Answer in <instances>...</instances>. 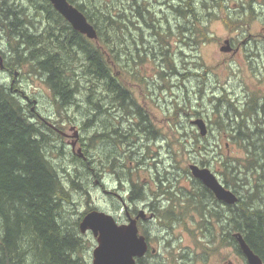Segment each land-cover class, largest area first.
I'll use <instances>...</instances> for the list:
<instances>
[{
    "label": "trees",
    "instance_id": "trees-1",
    "mask_svg": "<svg viewBox=\"0 0 264 264\" xmlns=\"http://www.w3.org/2000/svg\"><path fill=\"white\" fill-rule=\"evenodd\" d=\"M28 1L35 7L40 17L33 19L29 17V14H26L27 10L20 9L17 3L0 0V28L4 31L8 43L12 45L10 48L14 50L13 55L9 58V68L11 70L28 68L27 73H35L36 76H40L53 94L54 103L59 112L79 106L80 101L77 99L85 92L95 111L94 116L89 119V124L94 129L100 128L98 124L102 112L114 118L117 113L126 118L139 116L140 109L136 104L137 100L119 79L122 73L120 72V75L114 73L112 66L114 60L122 59V53H126L128 64L131 61L134 64L143 63L146 59L155 64L161 63V71H157L152 76L147 74L146 77L139 70L137 72L133 70L137 77L136 82H139L141 87L145 84L147 89H151V81L156 79L159 86L165 85V87L158 86L159 89L173 93L172 90L176 88L170 83L173 78H180L184 83L187 78L198 76L192 73L178 74L180 73L177 64L179 58H181L182 64L187 65L185 59L182 58V51L186 48L198 51L204 42L211 41L212 37L208 34L206 22L218 18L219 15L212 12V9L224 11L225 4V0H210L211 4L204 6L203 10H207L204 17L202 13L200 14V11L203 10L199 11L197 7V5H203L202 2L175 0L178 3L176 6V4L172 5L174 2L170 4L171 0H164L165 7L174 15V20H171L169 15H167L168 18H157L156 12L150 7V1L146 0H128L126 6L123 5V2L119 4L111 2L110 4L108 2L112 0L103 1L101 2L102 8L99 6L101 3L98 5L95 0H68L83 12L88 21L97 29L98 39L91 41L73 30L48 0ZM253 3L254 0H249L246 4L251 15L254 13ZM246 8L237 7L236 9H239L240 13L248 20L250 14ZM18 9L21 11L17 12ZM230 9L233 7L230 6ZM44 13L46 14L44 15ZM41 17L45 19V24L40 25L42 28L35 29L33 34H27L29 31L27 32L26 27L40 24ZM242 21L232 13H227L224 19L226 25L232 24L236 27H240ZM139 22L144 23V27H146L144 32H150V38L145 43L141 33L140 43L142 44L139 46V40L131 36L132 46H135L132 49L128 45L130 40L127 38L129 34L131 35V27L139 28L137 26ZM29 30L32 29L29 28ZM151 38L152 40H150ZM175 39L178 42L177 50L173 47L172 40ZM21 44L23 48H21ZM124 45H126V49ZM192 63L196 67L195 70H198L197 62ZM0 75L1 81L3 73L1 72ZM76 75L86 76L87 79L83 80H86L88 84L84 86L76 78ZM6 85L7 83L0 82V264H87L84 257L80 255L83 242L79 237L80 233L76 232L78 229L76 230L75 226L78 223H69L63 217L70 206H75L72 204L75 202L74 198L72 201L69 199L71 198L70 191L65 187L66 183L63 177L66 175L69 178L71 189L77 192L76 189L83 188V185L71 177V169L77 172H75L77 178L81 175L84 180L96 174L95 165L93 161L86 165L77 157H75L76 159L71 157L73 162L68 163L69 168L65 165L61 167L62 169L57 168L58 166L47 154V149L53 148L50 147L53 139L50 132L54 135L56 132L49 127L47 129L42 120L38 118H34L33 121L34 114L27 111V102L18 98ZM203 87L204 82H201L199 89L201 95ZM178 89L180 90V88ZM95 97L99 103L93 101ZM108 98L110 101H107ZM251 100L250 98L240 104L239 107L242 108V105L246 103L243 113H237L236 110L239 107L232 98L225 100V95L222 94L221 96H212L210 99L211 102H215L212 115L220 116V123L217 124L221 128L223 127L224 132L221 135H227L231 140L224 144L225 149L228 146L231 148L233 145H237V148L242 150L246 157L230 162L233 174L230 181L227 178V158L220 161L206 159L213 149V146L209 145L208 136L202 137L193 134L194 142L185 140V149L186 146L189 147V143H192L194 146L192 152L197 157L195 163L200 166L221 167L220 175L225 184L240 197L238 205L230 206L231 224L226 228H230L232 232L242 233L250 248L264 263V185L262 187L260 185L264 183V135L246 140L243 136H235L227 131L229 127L239 128L245 122L250 123L251 126L250 120L254 119L255 110ZM175 106V115L183 111L186 117L204 118L207 114L205 111L193 108L189 112L178 102ZM231 109H235L234 115ZM258 115L261 116V113L258 112ZM141 116L144 115L141 114ZM233 117L239 118L242 124L234 123ZM149 123L150 115L147 111V122L144 120L141 125L134 127L126 125V128L120 130L115 129L112 124V132L97 134L92 131L96 137H91L89 141L91 143L100 141V143L106 144L105 141L111 140L114 147H117L115 144L119 143L122 147L134 148L137 151L157 135ZM46 129L49 131L47 132ZM223 138L221 137V140H224ZM107 144L111 148V144L109 142ZM219 145H222L221 141H219ZM90 147L86 143L89 155H91ZM57 148L60 150L58 154L62 156L60 153L63 149ZM109 150L114 153V150ZM141 151H139L140 154ZM173 153L175 152L173 151ZM66 156L63 159H67ZM100 161L103 167H111L115 163H112L113 159L106 161L103 158ZM144 161V157H141L138 164L144 165ZM165 170L168 169L165 168ZM117 171V174L113 173L116 177H127L126 180L132 181V186L140 187L138 185L141 184L134 181L133 174L128 177L122 174L125 172L124 170L117 169ZM166 174L167 172L164 173V175ZM241 178H244V182ZM160 186L163 187V185ZM243 187H245L244 190H242ZM141 188L146 191L145 185H141ZM239 189L244 192L243 195H240ZM140 200H144L143 191L138 195H132L131 198V201ZM67 204L70 205L67 206ZM213 215L212 219H220L216 212ZM200 224L202 225V223ZM167 226H171L170 219ZM222 227L225 226L222 224ZM231 240L234 245L236 242L233 235ZM145 262L146 259L139 260V264H145Z\"/></svg>",
    "mask_w": 264,
    "mask_h": 264
},
{
    "label": "rangeland",
    "instance_id": "rangeland-1",
    "mask_svg": "<svg viewBox=\"0 0 264 264\" xmlns=\"http://www.w3.org/2000/svg\"><path fill=\"white\" fill-rule=\"evenodd\" d=\"M95 1L99 5V3L103 1L109 0ZM146 1H150V7L156 12L155 16L157 18H168L167 15H169L171 20H174V15L165 7L166 3L164 0ZM248 1L249 0H225L223 8L224 11H219V9H212V12H216V15H219V17L210 19L209 22H206L208 26V34L210 37H212L211 41L204 42L198 51L186 48L184 51H182V58L185 59L187 65L182 64L181 58H179V61L177 63L180 72L178 73L179 75L183 73H192L194 75L197 72L196 75L198 76H191L187 78L184 83L180 78H173L170 82L173 86H176V88L172 90L173 93L164 91V89H159V87H165V85L159 86V82L156 79L155 81H151L152 88L147 89V91H145V84L141 87L139 82H136L137 77H135V70L136 72L137 70H139V72H142L144 74L147 73L152 76L157 71H161V63L157 62L155 64L153 61H147L146 59L143 63L134 64L131 61L128 64L126 60V53H122L123 57L120 60L112 59L115 61L117 71L122 73V76L119 79L125 86L129 88L134 98L137 101H141L142 104L144 102H147V111L150 115V122L153 129L157 133L154 138H151L149 141H147V143L144 144L145 146L140 149L142 150L141 154L139 153V149H137V151L134 148H130V150H128L129 147H122L119 143H114L115 145H117V147H114L113 142H110L111 140L105 141L104 143L106 144L100 143V141H95L94 143H91L89 141L91 137H96L94 136L95 134H93V132L97 134L99 132L101 134H103V132H106L107 134H109L110 132H112V124H114V128L118 130L119 128L117 127H119L120 125H117L118 121L115 120L116 117L114 118L113 116L102 112V115L99 116L100 121L98 124L101 130L100 128L94 129L93 126L89 124V119L94 116L93 114H95V111L92 109L90 101L87 97L88 95L85 94V92L80 95V97L77 96V100L80 101L79 106H73L67 111L59 112L54 103L53 94L51 93L49 87L44 83L43 79L40 78V76H36L35 73L29 75V73H27L28 68L17 70L18 74H14V76L10 74L7 76L5 75L3 81L7 83L8 86H11L15 89H20L21 91H23V95L29 97V99L27 100V111H29V113L36 115V113L38 112L42 117L49 116L51 118L50 120L44 121L40 119L42 120V123L46 126V128L48 126L46 123H49L51 125H54L55 128L65 131L69 135V137L62 141L61 138H58L56 135H53V133L50 132L53 137L50 147L53 148L46 149L48 150L47 154L54 161L52 162L55 163L56 166H58L57 168L62 169L61 167H64V165L68 166L69 168L70 166L68 165V163L73 162L72 158L74 155L71 152L72 147L71 145L69 147L66 146L65 149L64 145H66V143L68 144L70 142H80V138L82 137L84 143H88L91 146V155L89 157L95 165V177L91 175V179L88 177L87 179L83 180V176L79 175L80 177L77 178L75 175L77 172L74 169H71V177H73L75 181L83 185V188L76 189L77 192H69V195L71 197L69 199L72 201V198H74V205L76 207L73 205L72 207L70 206L68 208L69 210L64 213L63 217L67 219L69 223L77 222L78 225L75 226L76 229H80L79 225L83 218V214L91 209L97 208V210L104 209L105 211H110L118 208L117 211H121L120 202L106 195L102 189H99L94 184L96 177H98L99 173H102L103 171L104 172L102 174L104 176V183L108 184L109 190H114V188L118 186V179L116 178V176H114L113 173H116L117 169H121L125 171L122 174H125L128 177L133 174L135 182H139L141 185H145L146 194L147 190L148 193H152L154 189H157L158 185L160 186L161 183L160 181H158L159 177L157 176L162 171L164 173L167 172L164 178L161 179L162 181H165L163 184L168 183L170 180L174 181L176 177L181 174L184 175V180L187 179V175H189L191 179H194L189 169V165L195 164V162L197 161L196 154L192 152L194 146L192 145V143H189V147L186 146L185 149V140L188 139L191 140V142H194L192 137L193 134L200 135V132H198L199 130L196 129L192 124L193 119H203L207 123L210 131V135H208L209 145L210 147H215V149L221 156L218 159L219 161L227 158L228 163H230L235 159L246 158L244 152L238 149L237 145H233L230 148L229 146L227 147L226 144L227 149H225L224 144L226 142H231V140L228 139L227 135H221L224 132L223 127L221 128L220 125L217 124L220 123V116L212 115L215 102H211L210 99L212 96H221L222 94H224L225 100L232 98L233 100H235V103L238 107V105L241 106L240 103H244L250 98L260 101L264 98V1L254 0L253 15H251L250 10L246 8V4L248 3ZM111 2H113L114 4L123 2V5L126 6L128 0H112L108 3L111 4ZM198 2L203 3V5H197L199 11L203 10L205 5L211 4L210 0H197V3ZM170 4H176V6L178 5L177 1L175 0H171ZM99 6L100 8H102V3ZM230 6L233 7V9H230ZM237 7L246 8V11L250 14V18L246 20V16L241 14L240 10L236 9ZM19 11L20 10L18 9L17 12ZM206 11L207 10L200 11V14L202 13V16L205 17ZM227 13H232L243 20L241 23L242 25L240 27H236L232 24L230 26L226 25L224 19L226 18ZM137 26H139L138 29L137 27H131V35L129 34L128 36L130 37V42L128 43V45L131 46L132 49H134L135 46H132L133 40L131 36H134L137 40H139V46L140 44H142L140 43V41L142 40L140 38L141 33L143 35V41H145V43H147L150 38V32H144L146 27H144L143 22H139ZM26 29L28 31L29 27H26ZM229 39L235 40L236 43L234 44V48L237 47V44H242L241 50H239L236 54H233L232 51H221V48L226 46L225 41ZM127 40L129 39L127 38ZM150 40H152V38ZM172 41L174 42L173 47L175 48V50H177V39ZM125 47L126 45H124V48ZM180 47L182 48V45ZM0 50L4 53L3 56L7 58L9 54V52H7L8 42L4 31L1 28ZM141 50L144 51L143 48H141ZM192 62H197V64L199 65L198 70H195L196 67ZM121 73H119L118 75H120ZM76 78L79 79L84 84V86L88 84L86 80H83L87 79L86 76L76 75ZM201 82H204L202 95L199 91ZM89 86L91 87V84H89ZM178 88H180V90ZM20 95L22 96V94ZM22 98L24 97L22 96ZM97 98L99 99V96H97ZM95 99L96 97L93 99V101L99 103V101ZM107 101H110V99L108 98ZM176 102H178L180 106L185 107L189 112L192 110V108L194 110L205 111L207 113L205 115L206 118L186 117L183 114V111L175 115ZM234 111L235 109H231L233 115ZM242 111L243 109L240 107L236 110L237 113H241ZM103 114L106 115L104 116ZM250 121L251 126L250 123L248 124V122H245L248 128L261 126L263 130L262 132H264V125L261 124L259 118ZM120 122L122 124V118ZM100 123L102 124L101 126ZM123 126H125L124 128L127 127L125 123ZM80 128L83 131H81ZM76 132H78L79 134H76ZM221 137H224V140H221ZM219 141L222 142V145H219ZM107 142L111 144V148L109 147ZM58 146L63 149V151H61L60 153L62 154V156L58 154L60 151L57 148ZM75 146L76 150L74 151L80 153L81 150H79V145ZM109 149L114 150L115 154ZM173 151L175 153H173ZM214 154L215 151H212L210 155ZM210 155L209 157H206L207 160H211L212 156ZM64 156H66L67 159H63ZM141 157H144L145 159L144 165L138 164ZM103 158H105L106 161H110L111 159H113L112 163H115H113L111 167H103L100 161ZM164 167H167L170 170H165L163 169ZM227 173V178L230 181L233 174L232 172ZM173 175L174 177L172 178ZM64 176V180L67 182V184H69V178L66 175ZM242 177H244V175H242ZM89 180H91L89 183H85ZM150 181H154L152 189L147 188V184L148 186H150ZM141 185L138 186L141 187ZM263 185L264 183H261V186ZM125 186L128 189L127 192H129L132 188V181L130 179L125 180ZM239 191L241 192L240 195L244 194L241 189H239ZM87 192L89 196L87 195ZM138 194L139 191L136 190L133 196ZM70 204H67V206H69ZM137 207L138 209H141V211L147 213V203L138 202ZM184 208L186 209V205H183L182 209ZM182 209L180 211H177V208H175L176 214L172 210L167 211L166 214L161 215L157 220V223H153L152 225L154 234H161L159 230L163 229L162 225L166 226L165 224L169 222V219L172 220L174 217L179 218L178 223H180L181 226H187V223L190 226H193L194 221L189 217V214H185V209L183 211ZM179 213L184 214L178 216ZM211 221L215 224L219 222L217 219H212ZM181 226L177 225L175 228L178 237L181 236L179 233ZM88 238L92 237L88 236ZM90 245L92 244L89 242L84 243L80 252V255L86 260V263L87 261L90 262L91 260L92 251H90L89 249ZM231 259L233 261V264H245L243 259L240 256L238 257V253L233 248L231 249ZM211 264L214 263L211 262Z\"/></svg>",
    "mask_w": 264,
    "mask_h": 264
},
{
    "label": "flooded vegetation",
    "instance_id": "flooded-vegetation-1",
    "mask_svg": "<svg viewBox=\"0 0 264 264\" xmlns=\"http://www.w3.org/2000/svg\"><path fill=\"white\" fill-rule=\"evenodd\" d=\"M229 43L231 45L230 51H232L233 54H236L241 50L242 44H237V47L234 48V44L236 43L235 40L229 39ZM10 57L11 55L9 53L7 58ZM112 66L114 73L118 75L120 72L117 71L114 61L112 62ZM196 74L197 72L195 75ZM145 76L147 77V73ZM145 91H147V85ZM136 104L139 106L140 112L138 113L139 116L136 115L135 118H126L124 116H120L119 118V114L117 113L115 120L118 121L117 125H120L117 127L119 130L125 127L123 126L124 123L130 127H134L141 125L144 120L147 122V102L142 104L141 101H137ZM141 114L144 116H141ZM121 118L122 124L120 122ZM46 124L48 125L47 127L50 126L49 128H52V130L56 132V136L61 138L62 141L69 137L65 131L59 130L49 123ZM149 124H151V122ZM80 130L83 131L81 128ZM76 134L79 133L76 132ZM208 135H210L209 127ZM70 145L72 147L71 152L74 155L73 158L78 157L80 161L86 163V165L91 163L90 161L92 160L89 157L90 155L86 150V143H84L82 137L80 138V142L66 143L64 148L66 149V146L69 147ZM75 145H79V150H81L80 153L74 151L76 150ZM128 150H130V147ZM210 169L218 176L221 183L226 186L224 180L218 175L221 167L213 166L210 167ZM102 173H99V178L95 180L94 184L99 189H102L106 195L120 202L121 211L118 212V208L116 207L115 210L105 211L104 209H100V211L103 210L106 213L112 214L119 225L128 224L132 220H137L139 235H143L147 240V254L145 257L139 259H146L145 264H211V262L214 264H233L231 259L232 248L238 253V257L240 256L244 263L248 264L247 258L241 251L240 247L237 244L232 245L231 236L236 232H232L230 228H226L227 221L230 220L229 217L231 215L230 205L218 201L216 197H214V193H212V191L200 180L195 179L194 177V179H191L189 175H187V179L184 180V175L181 174L176 177L174 181L170 180L168 183L163 184L165 181H162L161 179L164 178L165 175L162 171L157 177L161 180L160 185H163V187L158 185L157 189H154L152 193H148L147 190L146 194L144 189L136 186H132L130 191L127 192L128 189L125 186V180L127 177L122 178L121 176L116 177L118 179V186L114 188V190H109L108 184L104 183V176ZM173 177L174 175L172 178ZM149 183L150 186L147 184V188L152 189L154 181H150ZM135 190L139 191V193L143 191L144 200L131 201ZM138 202L147 203L146 217L140 215L141 209H138L137 207ZM183 205H186V209L184 208L185 214H189V217L194 221L193 226H190L188 223L186 224L187 226H181V224L178 223L179 218L174 217L172 220L170 219L171 226H167V224H165L166 226L162 225L163 229L159 230L161 234H154L152 229L153 223H157L159 217L166 214L167 211L173 210L176 214L175 208H177V211H180ZM184 209H182V211ZM215 212L220 218L217 224L211 221L212 215ZM181 214L184 213H179L178 216ZM200 223H202V225ZM222 223L225 226L223 228L221 227ZM177 225L181 226L179 230L181 236L179 237L175 230ZM76 232L80 233V229L78 228ZM88 236H91L92 238H88ZM80 238L82 239L83 244L86 242L92 244L89 249L93 252L97 246V237L89 231L83 235L80 233ZM92 260L93 256L91 254V260L90 262L87 261V263L92 264Z\"/></svg>",
    "mask_w": 264,
    "mask_h": 264
},
{
    "label": "water",
    "instance_id": "water-1",
    "mask_svg": "<svg viewBox=\"0 0 264 264\" xmlns=\"http://www.w3.org/2000/svg\"><path fill=\"white\" fill-rule=\"evenodd\" d=\"M48 1L75 31L91 40H97L96 28L76 6L68 0ZM225 44L226 46L222 47L221 51H230L229 41L226 40ZM0 65H3L1 55ZM192 124L198 127L202 136L208 134L207 124L203 119L193 120ZM190 171L193 177L199 179L209 188L219 201L229 205L238 203L237 194L226 189L209 168L191 164ZM141 216H145V213L141 212ZM80 230L82 233L91 231L97 237L98 246L93 250L92 264H138L137 259L145 257L148 250L146 238L139 235L137 220H132L129 224L119 225L113 215L93 210L84 216L80 223ZM235 238L246 256L248 264H263L261 258L254 253L241 233H236Z\"/></svg>",
    "mask_w": 264,
    "mask_h": 264
},
{
    "label": "bare ground",
    "instance_id": "bare-ground-1",
    "mask_svg": "<svg viewBox=\"0 0 264 264\" xmlns=\"http://www.w3.org/2000/svg\"><path fill=\"white\" fill-rule=\"evenodd\" d=\"M81 1V0H80ZM84 1V0H83ZM85 1H88V0H85ZM14 3V4H18V6L20 7V9H22V8H24V9H26L27 11H26V14H29V17H32L33 19L35 18V17H40V15H38V12L35 10V7H33L30 3H29V1L28 0H8V3ZM36 3H38V2H36ZM24 5V6H23ZM36 5V4H35ZM39 6V5H38ZM21 11V10H20ZM40 11V10H39ZM41 11H43V10H41ZM22 13V12H21ZM46 13H44V15H45ZM61 15V14H60ZM62 16V15H61ZM63 17V16H62ZM46 18V17H45ZM31 19V18H30ZM39 22H41L40 24L38 23V24H34V26L33 27H29V28H31L32 30H28L29 31V33H27V34H33L34 32H35V29H40V28H42L41 26H43L44 24H45V19H42V17H41V20L39 21ZM44 23V24H43ZM47 23V22H46ZM42 24V25H41ZM41 25V26H40ZM95 27V26H94ZM48 28V27H47ZM46 28V29H47ZM73 29V28H72ZM74 30V29H73ZM97 30V29H96ZM27 31V32H28ZM38 33V32H37ZM40 33V32H39ZM43 34V33H42ZM38 35V34H37ZM83 35V34H82ZM27 36V35H26ZM85 36V35H84ZM86 37V36H85ZM87 38V37H86ZM87 39H89V38H87ZM128 39L130 40V37H128ZM90 40V39H89ZM7 42H8V39H7ZM38 43V42H37ZM10 46L12 47V45H10L9 43H8V51L7 52H9L10 53V55H13V51L14 50H12V48H10ZM122 46V45H121ZM68 47H70V46H68ZM21 48H23L22 47V44H21ZM120 50H121V48H120ZM68 53V52H67ZM66 53V54H67ZM3 52L0 50V55L2 56V58H3V65L1 66L0 65V70H1V72L3 73V76H2V80L0 81V82H3V83H5L4 81H3V78L5 77V75L7 76V75H13L14 76V74L15 75H17L18 74V71L17 70H20V69H15V70H11L10 68H9V59L8 58H6L5 56H3ZM78 56V55H77ZM66 58H69V57H66ZM81 58H83V57H81ZM68 60V59H67ZM76 62V61H75ZM73 63V62H72ZM71 64V63H70ZM83 66V65H82ZM84 67V66H83ZM86 71V70H85ZM0 72V73H1ZM85 74V73H84ZM93 74V73H92ZM30 75V74H29ZM89 75V74H88ZM1 76V75H0ZM91 78V77H90ZM1 79V78H0ZM5 80V79H4ZM6 84V83H5ZM4 85V84H3ZM7 86V85H6ZM12 86H13V84H12ZM198 87V86H197ZM8 88L18 97V98H21L24 102H27V100L29 99V97L28 96H25V95H23V91H21L20 89H15V88H13V87H11V86H8ZM206 88H207V86H206ZM205 88V89H206ZM209 88V87H208ZM210 89V88H209ZM208 89V90H209ZM69 91V90H68ZM22 94V96L25 98V100H24V98H22V96L20 95V94ZM57 97V96H56ZM55 99V98H54ZM58 99V98H57ZM262 101H264V98L260 101H257V100H251V102H252V105H253V108L255 109L254 110V119H257V118H259L260 119V121H261V124H263L264 125V102H262ZM60 102V101H59ZM62 103V102H61ZM240 104H243V103H240ZM27 105H28V102H27ZM246 105V103L244 104V105H242V109L244 108V106ZM251 105V106H252ZM238 107H239V105H238ZM248 107V106H247ZM246 107V108H247ZM245 108V109H246ZM257 109V110H256ZM253 111V110H252ZM258 112L259 113H261V115L262 116H259L258 115ZM243 113V112H242ZM247 113V112H246ZM245 113V114H246ZM252 113V112H251ZM246 115H248V114H246ZM250 115V114H249ZM251 116H253V115H251ZM238 117V116H237ZM250 117V116H249ZM260 117H262V118H260ZM34 118H38V119H42V120H44V121H46V119L47 118H50L49 116H46V117H42L38 112L36 113V115H34V117H33V121H34ZM245 118V117H244ZM235 119V122L237 123V124H242V122H241V120L239 119V118H234ZM245 119H247V118H245ZM242 121H244V120H242ZM234 122V123H235ZM252 124H253V122H252ZM257 126H255V127H252V128H248V126H247V124L246 123H244V125L242 126L241 125V127H239V128H237V127H235V126H231V128L229 127L228 128V132L229 133H231V134H234L235 136H243L246 140H252V138L253 137H257L258 135H262V137H263V133L264 132H262L263 130H262V127H260V128H256ZM253 135V136H252ZM59 148H60V146H58ZM256 147V146H255ZM212 151H215V154L214 155H210L211 154V152ZM211 152L209 153V155L210 156H212V158H211V161L213 160V161H219L218 159L221 157L220 155H219V153L217 152V150L215 149V147H213V149L211 150ZM209 155L207 156V157H209ZM217 159V160H216ZM203 167H209V166H203ZM165 168H167V167H164L163 169H165ZM232 167H231V165H230V163H228V165H227V172H231L232 171V169H231ZM168 169V168H167ZM168 170H170V169H168ZM236 172H237V170H236ZM96 179H98V178H96ZM63 180H64V177H63ZM158 180H159V178H158ZM241 180L244 182V178H241ZM65 181V180H64ZM159 181H161V180H159ZM65 187H67L68 189H69V191L70 192H75L73 189L71 190V187H72V185H71V182L69 183V184H67V182L65 181ZM261 185V184H260ZM262 187V186H261ZM244 188L245 187H243V189L242 190H244ZM213 193V192H212ZM88 194V193H87ZM88 196H89V194H88ZM237 196L239 197V195L237 194ZM215 197V196H214ZM239 200H240V197H239ZM238 203H239V201H238ZM238 203L236 204V205H238ZM72 204H75V202H73ZM263 204H264V202H263ZM235 205V206H236ZM76 207V206H75ZM230 218V217H229ZM223 224V223H222ZM222 224H221V227H222ZM231 224V218H230V220H228L227 221V227H229V225ZM223 228V227H222ZM236 233H240V232H236ZM242 234V233H241ZM243 235V234H242ZM80 237V236H79ZM245 238V237H244ZM236 244V243H235Z\"/></svg>",
    "mask_w": 264,
    "mask_h": 264
}]
</instances>
